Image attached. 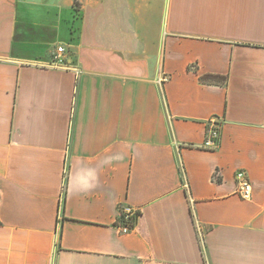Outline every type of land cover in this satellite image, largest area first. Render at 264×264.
Segmentation results:
<instances>
[{"label": "crops", "instance_id": "crops-1", "mask_svg": "<svg viewBox=\"0 0 264 264\" xmlns=\"http://www.w3.org/2000/svg\"><path fill=\"white\" fill-rule=\"evenodd\" d=\"M74 1L0 0V264H264V0Z\"/></svg>", "mask_w": 264, "mask_h": 264}, {"label": "built area", "instance_id": "built-area-1", "mask_svg": "<svg viewBox=\"0 0 264 264\" xmlns=\"http://www.w3.org/2000/svg\"><path fill=\"white\" fill-rule=\"evenodd\" d=\"M65 49L63 46H56L51 60L53 66H65L66 58L64 57ZM206 127L205 138L200 145L204 149H215L219 142L220 135V119L212 117L208 120ZM217 172L214 173L216 175ZM234 193L241 199H250L252 195V184L244 170H237L235 172V191ZM138 211L130 206H123L120 209L119 223L117 224L118 229L121 233L126 234L133 230ZM200 232V227L198 226Z\"/></svg>", "mask_w": 264, "mask_h": 264}, {"label": "trees", "instance_id": "trees-1", "mask_svg": "<svg viewBox=\"0 0 264 264\" xmlns=\"http://www.w3.org/2000/svg\"><path fill=\"white\" fill-rule=\"evenodd\" d=\"M80 4L77 0L73 3V11L76 14L79 11ZM226 76L218 75V74H201L199 75V80L203 83L209 84H222L225 85L226 83Z\"/></svg>", "mask_w": 264, "mask_h": 264}]
</instances>
